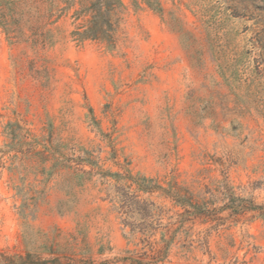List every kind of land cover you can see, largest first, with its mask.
<instances>
[{
	"label": "rangeland",
	"instance_id": "rangeland-1",
	"mask_svg": "<svg viewBox=\"0 0 264 264\" xmlns=\"http://www.w3.org/2000/svg\"><path fill=\"white\" fill-rule=\"evenodd\" d=\"M120 2L0 0V252L264 264V0Z\"/></svg>",
	"mask_w": 264,
	"mask_h": 264
},
{
	"label": "trees",
	"instance_id": "trees-1",
	"mask_svg": "<svg viewBox=\"0 0 264 264\" xmlns=\"http://www.w3.org/2000/svg\"><path fill=\"white\" fill-rule=\"evenodd\" d=\"M81 1L83 0H80V10L77 13H87L89 18L86 20L84 28L81 31L74 30L72 35L79 40L90 38L112 43L113 37L111 31L113 29L112 26L118 19V17L114 16L117 15L118 8L122 6L120 0H86L88 1L87 4H83ZM187 202L188 204L186 205H189L192 209H196L195 204H191L190 200ZM187 213H189V210L185 208L179 215L182 217ZM150 233L147 229H143L141 232L143 237L140 242L146 243V249L139 253L128 252L125 256L114 260L104 259L98 263L89 258L75 260L71 257H66L64 260H61L59 257H54L50 260H44L30 253L21 255L0 252V264H45L46 262L48 264H157L160 261L158 257L161 250L155 248V243L148 241Z\"/></svg>",
	"mask_w": 264,
	"mask_h": 264
}]
</instances>
